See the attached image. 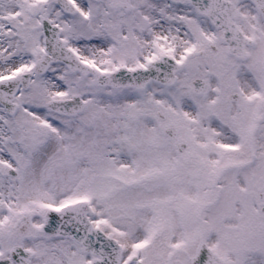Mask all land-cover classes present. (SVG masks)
Returning a JSON list of instances; mask_svg holds the SVG:
<instances>
[{"label": "snow or ice", "instance_id": "snow-or-ice-1", "mask_svg": "<svg viewBox=\"0 0 264 264\" xmlns=\"http://www.w3.org/2000/svg\"><path fill=\"white\" fill-rule=\"evenodd\" d=\"M0 264H264V0H0Z\"/></svg>", "mask_w": 264, "mask_h": 264}]
</instances>
